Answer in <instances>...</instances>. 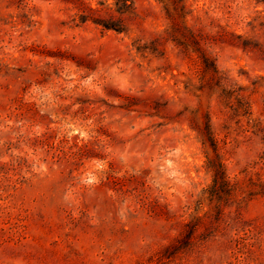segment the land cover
Segmentation results:
<instances>
[{
  "label": "rangeland",
  "instance_id": "obj_1",
  "mask_svg": "<svg viewBox=\"0 0 264 264\" xmlns=\"http://www.w3.org/2000/svg\"><path fill=\"white\" fill-rule=\"evenodd\" d=\"M134 2L0 0V264H264V0Z\"/></svg>",
  "mask_w": 264,
  "mask_h": 264
},
{
  "label": "trees",
  "instance_id": "obj_2",
  "mask_svg": "<svg viewBox=\"0 0 264 264\" xmlns=\"http://www.w3.org/2000/svg\"><path fill=\"white\" fill-rule=\"evenodd\" d=\"M116 6H117V9L121 12L132 11L135 9V2L134 0H116ZM116 25L117 24H105L107 28H116L118 30H122L120 27ZM208 131H209V136L212 141L215 153L219 155L217 152L218 144L216 140L214 139V137L212 136L210 125L208 127ZM209 163H210L209 164L210 167H212L211 169L214 171L213 183L211 184L212 190L218 189V190H222L221 192L223 194H226V195L231 194L232 193L231 183H230V180L228 179L227 168H226L225 163L222 161V159H220L217 163L213 162L212 158H210ZM191 237L192 235L188 236L189 239Z\"/></svg>",
  "mask_w": 264,
  "mask_h": 264
}]
</instances>
